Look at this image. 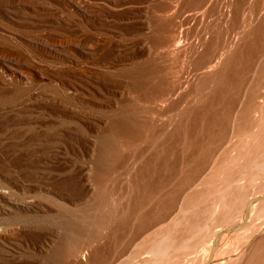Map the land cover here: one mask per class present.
<instances>
[{"label": "bare ground", "instance_id": "obj_1", "mask_svg": "<svg viewBox=\"0 0 264 264\" xmlns=\"http://www.w3.org/2000/svg\"><path fill=\"white\" fill-rule=\"evenodd\" d=\"M128 8L129 47L85 67L76 38L58 68L103 114L33 193L0 171V264H264V0Z\"/></svg>", "mask_w": 264, "mask_h": 264}, {"label": "rangeland", "instance_id": "obj_2", "mask_svg": "<svg viewBox=\"0 0 264 264\" xmlns=\"http://www.w3.org/2000/svg\"><path fill=\"white\" fill-rule=\"evenodd\" d=\"M103 1L0 0V171L15 175L19 191L33 193L37 165L54 171L56 164L46 157L70 154L84 120L105 109L107 96L94 91L78 96L70 72L58 73L71 64L74 39L80 38L84 49L88 40L100 43L94 55L79 56L82 66L109 63L114 56L106 42L129 47L144 33L132 23L136 10L128 7L147 6L157 13L166 0H107L110 8L102 10Z\"/></svg>", "mask_w": 264, "mask_h": 264}]
</instances>
